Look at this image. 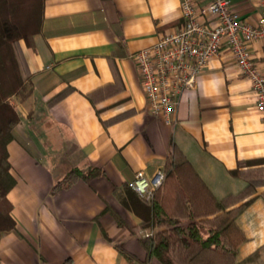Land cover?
<instances>
[{
	"label": "crops",
	"instance_id": "0c3cea01",
	"mask_svg": "<svg viewBox=\"0 0 264 264\" xmlns=\"http://www.w3.org/2000/svg\"><path fill=\"white\" fill-rule=\"evenodd\" d=\"M228 2L241 21L256 25L259 0ZM199 21L214 25L212 17ZM182 24L180 0L45 2L40 32L30 46L18 43L28 94L12 98L20 119L7 147L16 180L7 195L15 231L0 236V264H188L198 246L180 240L177 227L189 222L183 194L176 193L171 207L177 226L133 234L140 220L119 202L121 190L137 171L164 168L176 149L217 201L238 193L244 182L229 171L238 161L264 158V111L224 47L196 89L182 95L172 123L148 112L131 56ZM250 54L264 73V40L252 42ZM116 78L121 91L92 105L86 94ZM68 88L64 99L48 105ZM89 167L102 175L52 191L71 168ZM257 193L236 220L243 238L237 253L239 259L257 253V264H264V186ZM147 236L157 248L145 262L138 238Z\"/></svg>",
	"mask_w": 264,
	"mask_h": 264
},
{
	"label": "trees",
	"instance_id": "16d2710c",
	"mask_svg": "<svg viewBox=\"0 0 264 264\" xmlns=\"http://www.w3.org/2000/svg\"><path fill=\"white\" fill-rule=\"evenodd\" d=\"M47 0H0V236L3 232L15 231V222L10 215L11 206L8 193L14 188L16 180L11 174L8 160V144L20 122L19 116L9 99L27 96L25 79L18 67L12 45L23 40L30 46L32 39L41 30L43 9ZM72 90H63L48 103L52 106L64 99ZM121 91L119 81L99 87L86 97L94 106L117 95ZM164 170V182L155 192L151 201L139 197L125 184L118 197L121 205L135 214L140 220L137 228L130 231L150 230L160 224L177 226L178 221L171 213L177 192H181L188 212L189 222L179 226L180 240L185 247L194 244L197 251L189 258L188 264H257L258 254L244 259L238 257V247L243 241L237 226L238 216L258 197V188L264 186L258 172L264 171V158L238 161L230 170V175L244 182L241 191L228 194L217 201L204 182L195 173L189 160L178 150L168 157ZM102 172L89 167L86 171L71 168L61 180L56 182L52 191L65 189L72 184L90 182ZM264 198V193L262 194ZM109 209H105V211ZM117 219V218H116ZM121 224V223H120ZM104 237H106L104 235ZM107 239V238H106ZM138 242L144 248L145 262L154 257L157 248L152 237H139ZM118 252L128 261L136 262L135 256L116 246Z\"/></svg>",
	"mask_w": 264,
	"mask_h": 264
},
{
	"label": "built area",
	"instance_id": "2783aa9c",
	"mask_svg": "<svg viewBox=\"0 0 264 264\" xmlns=\"http://www.w3.org/2000/svg\"><path fill=\"white\" fill-rule=\"evenodd\" d=\"M259 5L257 23L251 25L230 11L228 0H206L202 5L197 0H180L182 26L162 34L152 46L131 56L148 112L165 124L172 123L182 95L196 89L209 60L224 47L249 81L257 108L264 111V73L250 54L252 42L264 40V0H259ZM205 17H212L214 25L202 24L199 20ZM163 182V168L151 175L137 171L128 187L151 201Z\"/></svg>",
	"mask_w": 264,
	"mask_h": 264
},
{
	"label": "rangeland",
	"instance_id": "374dc122",
	"mask_svg": "<svg viewBox=\"0 0 264 264\" xmlns=\"http://www.w3.org/2000/svg\"><path fill=\"white\" fill-rule=\"evenodd\" d=\"M21 41V40H20ZM23 41V40H22ZM18 43H19V41L16 43V44H13L12 45V48H13V52H14V56H15V58L18 60V63H19V65H18V67H19V69H20V71H21V64H20V61H19V56H18ZM23 76V75H22ZM24 79H25V84H26V91H27V93H28V88H27V86H28V83H27V79L24 77ZM15 96H13L12 98H14ZM17 97H19V96H17ZM12 98H10L9 99V103L12 105ZM13 107V106H12ZM258 175H259V178H260V180H263L264 179V171H259L258 172Z\"/></svg>",
	"mask_w": 264,
	"mask_h": 264
}]
</instances>
